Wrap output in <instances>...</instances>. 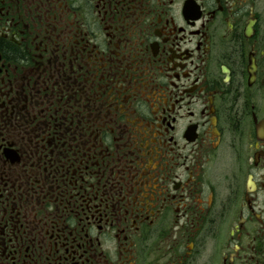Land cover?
Segmentation results:
<instances>
[{"label": "flooded vegetation", "instance_id": "obj_1", "mask_svg": "<svg viewBox=\"0 0 264 264\" xmlns=\"http://www.w3.org/2000/svg\"><path fill=\"white\" fill-rule=\"evenodd\" d=\"M0 264H264V0H0Z\"/></svg>", "mask_w": 264, "mask_h": 264}]
</instances>
